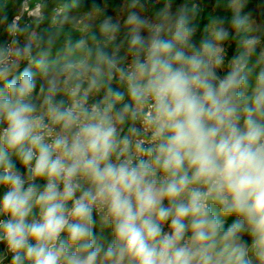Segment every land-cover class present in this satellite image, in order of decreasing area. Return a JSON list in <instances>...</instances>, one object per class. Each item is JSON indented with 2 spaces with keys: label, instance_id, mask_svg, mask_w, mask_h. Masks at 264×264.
Here are the masks:
<instances>
[{
  "label": "clouds",
  "instance_id": "clouds-1",
  "mask_svg": "<svg viewBox=\"0 0 264 264\" xmlns=\"http://www.w3.org/2000/svg\"><path fill=\"white\" fill-rule=\"evenodd\" d=\"M225 12L3 18L0 264H264V29Z\"/></svg>",
  "mask_w": 264,
  "mask_h": 264
},
{
  "label": "trees",
  "instance_id": "trees-1",
  "mask_svg": "<svg viewBox=\"0 0 264 264\" xmlns=\"http://www.w3.org/2000/svg\"><path fill=\"white\" fill-rule=\"evenodd\" d=\"M24 0H0V40H3V18L7 16L8 21L15 16H20L22 11V2ZM122 0H38L43 15L46 17L40 29L55 30L57 28L56 20L64 16L79 15L84 13L102 12V19L105 14L116 17L121 9ZM180 0H177L179 3ZM205 10L202 16V22L207 23L209 16L226 15L225 0H202ZM59 12V13H58ZM242 14L249 17V26L251 22H264V0H249L246 7L242 10ZM28 23H32L35 27V19H29ZM64 32H71L73 37H78L79 33L71 26L62 27ZM247 33H242L245 35ZM231 49L229 54H231ZM2 195V194H0Z\"/></svg>",
  "mask_w": 264,
  "mask_h": 264
},
{
  "label": "rangeland",
  "instance_id": "rangeland-1",
  "mask_svg": "<svg viewBox=\"0 0 264 264\" xmlns=\"http://www.w3.org/2000/svg\"><path fill=\"white\" fill-rule=\"evenodd\" d=\"M227 6L231 7L233 10H240L242 11L249 0H225ZM126 11V0L121 1V9L119 14L114 17V19H121ZM42 13L41 6L38 3V0H24L22 2V11L20 13V16L18 19L23 22H29V19H35L36 17ZM59 13V12H58ZM102 12H96V13H84L79 15H71V16H64L62 18H58L56 20V26L57 27H66L71 26L78 32H80L81 29L85 28V26L88 25H97L102 21ZM250 29H264V22L263 23H257V22H251ZM247 34H252L251 32H248Z\"/></svg>",
  "mask_w": 264,
  "mask_h": 264
},
{
  "label": "built area",
  "instance_id": "built-area-1",
  "mask_svg": "<svg viewBox=\"0 0 264 264\" xmlns=\"http://www.w3.org/2000/svg\"><path fill=\"white\" fill-rule=\"evenodd\" d=\"M19 17V16H18ZM18 17H16L18 19Z\"/></svg>",
  "mask_w": 264,
  "mask_h": 264
}]
</instances>
